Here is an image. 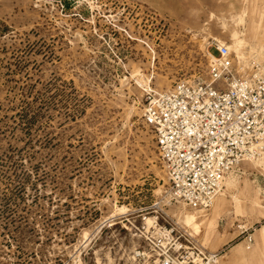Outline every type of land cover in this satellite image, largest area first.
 <instances>
[{"label":"rangeland","instance_id":"rangeland-1","mask_svg":"<svg viewBox=\"0 0 264 264\" xmlns=\"http://www.w3.org/2000/svg\"><path fill=\"white\" fill-rule=\"evenodd\" d=\"M214 44L238 72L263 63L264 0H0V264H156L157 224L264 264V140L194 209L168 196L142 118L149 94L206 79Z\"/></svg>","mask_w":264,"mask_h":264},{"label":"built area","instance_id":"built-area-1","mask_svg":"<svg viewBox=\"0 0 264 264\" xmlns=\"http://www.w3.org/2000/svg\"><path fill=\"white\" fill-rule=\"evenodd\" d=\"M212 47L206 79H181L164 93L149 94L142 109L168 177V196L194 209L208 208L226 175L264 140V62L251 61L238 72L227 46ZM142 235L156 264H218V253L164 224Z\"/></svg>","mask_w":264,"mask_h":264},{"label":"bare ground","instance_id":"bare-ground-1","mask_svg":"<svg viewBox=\"0 0 264 264\" xmlns=\"http://www.w3.org/2000/svg\"><path fill=\"white\" fill-rule=\"evenodd\" d=\"M233 38L235 39V44L234 46H232V49L235 52H239V49L241 48V46L244 44L243 39H240V37H238L236 35V33L232 34ZM230 48V47H229ZM242 54V53H241ZM160 94V93H158ZM218 198V197H217ZM216 198V199H217ZM213 204V203H212ZM200 211V210H198ZM194 212V211H190V212H186L184 211L182 213V218H183V222L186 224V226H191L194 228L195 231H198L199 229V222H201V218L204 217V215H202L200 212ZM179 216V215H178ZM153 218V217H152ZM152 218H145V223L146 225L150 226L152 225ZM181 220V219H180ZM203 221V220H202ZM209 222V221H207ZM261 225V224H260ZM260 235L264 236V225H262V229L260 231ZM248 239V238H247ZM223 255H221L220 257H222ZM133 258V257H132Z\"/></svg>","mask_w":264,"mask_h":264},{"label":"crops","instance_id":"crops-1","mask_svg":"<svg viewBox=\"0 0 264 264\" xmlns=\"http://www.w3.org/2000/svg\"><path fill=\"white\" fill-rule=\"evenodd\" d=\"M220 256H218V259H219Z\"/></svg>","mask_w":264,"mask_h":264}]
</instances>
